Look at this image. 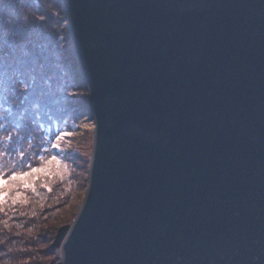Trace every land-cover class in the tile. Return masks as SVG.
Returning <instances> with one entry per match:
<instances>
[{
    "label": "water",
    "instance_id": "obj_1",
    "mask_svg": "<svg viewBox=\"0 0 264 264\" xmlns=\"http://www.w3.org/2000/svg\"><path fill=\"white\" fill-rule=\"evenodd\" d=\"M93 123L57 264H264V0H62Z\"/></svg>",
    "mask_w": 264,
    "mask_h": 264
},
{
    "label": "trees",
    "instance_id": "obj_2",
    "mask_svg": "<svg viewBox=\"0 0 264 264\" xmlns=\"http://www.w3.org/2000/svg\"><path fill=\"white\" fill-rule=\"evenodd\" d=\"M85 92L62 0H0V171L27 161L43 166L57 134L87 115ZM75 161L88 170L89 161ZM42 180L34 192L20 188L15 205H3L0 264H47L57 230L75 219L71 187ZM68 183L78 189L74 179Z\"/></svg>",
    "mask_w": 264,
    "mask_h": 264
},
{
    "label": "rangeland",
    "instance_id": "obj_3",
    "mask_svg": "<svg viewBox=\"0 0 264 264\" xmlns=\"http://www.w3.org/2000/svg\"><path fill=\"white\" fill-rule=\"evenodd\" d=\"M85 94L86 92L84 93V96ZM86 113H87L86 116L83 115L78 117L76 123H70L68 129L63 131V133H70V136H66L61 141L55 142V143H59V148H54L55 151L53 155L57 156V158L61 161L59 167H57L55 164L48 166L51 172V176H44L43 173L39 174L40 177L43 179L40 182L45 187L46 185L43 183L48 182L47 184L50 186L52 182L64 181L67 187H71L70 192L75 193V198L73 199V203L78 205L79 207L84 198V194L87 186V167L86 168H84L83 166L80 167L78 165V161L73 162V160L74 158L76 159L82 158V159H86L88 162L90 158L91 148H92L93 123L89 117L88 111ZM59 134L60 133H58L57 135ZM0 153H1V148H0ZM20 156L21 155L16 157V159H18ZM24 164L26 170H28L27 166L31 165V163L27 161ZM13 166H14V162H13ZM24 166L18 165V167H15V170L22 171V168ZM73 179L79 183L78 189L77 186L76 188H74L72 185L68 183V181L71 183ZM26 190L30 191L31 189H26ZM72 222L68 223L67 225H71ZM53 252L54 255L50 257V259L46 260L47 264H57V261L61 254L59 250H53Z\"/></svg>",
    "mask_w": 264,
    "mask_h": 264
},
{
    "label": "snow or ice",
    "instance_id": "obj_4",
    "mask_svg": "<svg viewBox=\"0 0 264 264\" xmlns=\"http://www.w3.org/2000/svg\"><path fill=\"white\" fill-rule=\"evenodd\" d=\"M76 95V93H72ZM66 136H70V133H60L55 137L56 141L59 142ZM53 148H59V143H54ZM23 156V153H21ZM61 161L57 156L53 155L46 161L43 166L35 167L28 165V170L17 171L11 170L10 174L8 171H0V211H3V205H5L9 199H11L12 205H15L22 199L23 193L18 189H31L33 192L36 190L35 182L40 179L41 173L44 176H51V172L48 166L55 164L59 167ZM51 189H49L50 191ZM14 193V194H13Z\"/></svg>",
    "mask_w": 264,
    "mask_h": 264
}]
</instances>
